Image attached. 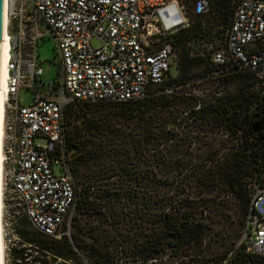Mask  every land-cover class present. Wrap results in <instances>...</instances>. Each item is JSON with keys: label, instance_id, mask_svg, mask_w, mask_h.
Returning <instances> with one entry per match:
<instances>
[{"label": "built area", "instance_id": "obj_1", "mask_svg": "<svg viewBox=\"0 0 264 264\" xmlns=\"http://www.w3.org/2000/svg\"><path fill=\"white\" fill-rule=\"evenodd\" d=\"M232 6L223 36L200 56L224 75L247 73L264 102V0H232ZM209 12L210 0L194 2V16ZM188 26L184 0H7L3 214L15 199L35 231L54 238L68 234L76 196L65 154L67 106L145 98L151 86L169 79L176 58L169 37ZM46 36L55 44L59 77L43 93L36 41ZM20 90L34 92L31 103L21 104ZM238 251L264 264V187L253 186L228 258Z\"/></svg>", "mask_w": 264, "mask_h": 264}, {"label": "trees", "instance_id": "obj_2", "mask_svg": "<svg viewBox=\"0 0 264 264\" xmlns=\"http://www.w3.org/2000/svg\"><path fill=\"white\" fill-rule=\"evenodd\" d=\"M232 9L230 0L225 27ZM224 30L219 39L223 36ZM179 31L176 32H179L177 35L174 36L176 34L174 33L169 37L176 55L174 77H169L162 85L151 86L149 94L145 99L142 98L143 100L97 102L114 105V112L106 115L104 119L84 114L81 126L74 123L67 132L65 131L66 162L72 179L74 175L78 183V188L74 184L75 196L78 197L77 199L75 197L73 205L75 214L71 217L68 234H62L59 238L35 231L27 218L20 222L23 227L18 232L20 238L36 253L31 264H85L79 254L88 249L84 244V235L86 233L99 235L119 223L120 218L110 212L108 202L110 203L111 198L117 193L122 181L129 177L133 169L138 168L142 172L143 166L150 165L153 176L165 180L168 142L172 136L181 140L184 128L189 131L197 130L200 126L197 122L200 115L219 116L217 123L225 124L228 133L225 140H220V149L206 154L202 166L188 173L190 178H193L194 182H202L205 187L217 188L218 192L214 198L222 191L233 193L238 201L245 205V211L253 186L264 187V102L251 88L250 76L243 72L232 74H240L247 78V90L244 91L241 101L234 105L237 112L245 110V114L240 118L236 110L229 114V103L223 105L211 103L212 96L207 94L208 91L205 93L210 85L204 89L183 88L194 75L193 68L204 64V58L190 56L186 52L187 41L191 38L188 34L189 29ZM204 69L205 74L218 70L215 66L207 64ZM212 76L210 74L209 77ZM168 85H174L170 93L164 91V87ZM153 88L157 89L155 95L151 94ZM74 105L67 106L65 123L68 116L74 121L78 118L79 112L75 110ZM72 120H69L68 124ZM169 126L172 133L169 132ZM174 179L178 181L172 194L167 191L155 192L157 198L166 200L168 206L161 203L160 207L156 208L157 223L151 234H147L138 245L122 246L119 252H122L123 256H118L117 259L126 257L125 262L153 264V260L168 256L158 264H174L169 257H187L192 251L201 248L205 223L203 218H194L193 211L197 209L195 206H187L185 202L187 201L185 198L193 195L197 188L195 185L193 187L186 186V183L182 184L185 177H180V174H176ZM203 196L206 199L212 197L208 193H204ZM200 211L203 214L204 208ZM87 222L94 223L85 228ZM28 224L37 234L27 232ZM94 235L92 237L95 241ZM88 250L86 264H110L116 260L108 249L97 250L90 246ZM228 251L229 249L221 256L207 257L201 262L211 264L224 258ZM23 253L21 248H12L13 261L21 264ZM237 256L240 257L239 264H262L261 258L257 256L243 254L240 251L235 255ZM176 264L195 263L193 260H180Z\"/></svg>", "mask_w": 264, "mask_h": 264}, {"label": "rangeland", "instance_id": "obj_3", "mask_svg": "<svg viewBox=\"0 0 264 264\" xmlns=\"http://www.w3.org/2000/svg\"><path fill=\"white\" fill-rule=\"evenodd\" d=\"M195 1L184 0L189 20V27L186 28L189 29L188 34L191 36L187 41L185 50L190 56L194 57L200 56V52L206 50L209 44L218 41L225 27L226 15L230 4V0H210V12L205 16L195 17L192 13ZM39 29L42 31L43 27L39 26ZM178 33L174 34V36ZM174 36L171 37L172 41ZM91 44L97 46L99 42L96 39H92ZM176 50L178 51V48ZM36 59L42 71L38 85L41 87V91L46 93L48 91L47 85H52L59 77V59L55 44L49 36L36 41ZM203 60L204 64L193 68L192 73L194 75L189 78L188 83L183 88L189 90L204 89L210 85L209 90H205V93L208 91L207 94L212 96L211 103H219L220 105L229 103V114H233L236 110L239 118L240 116L242 117L245 114V110L237 112V109H234V105L236 102L241 101L244 91L247 90V78L240 74L224 75L219 70H213L211 73L205 74L204 66L209 64L205 59ZM175 61L174 65L176 67ZM169 74L170 77H174L176 69L171 67ZM210 74L213 76L209 77ZM156 91L157 89L153 88L151 94L155 95ZM33 96L34 92L32 90H20L19 92L21 104L31 103ZM74 108L79 112V116L75 121L69 116L67 117L65 123L66 132L74 123L77 126H81L84 114L85 116L94 115L104 119L106 115L114 112L115 109L114 105L98 103H77ZM218 117L211 114L200 115L197 119L198 124L200 123L197 130L182 129L181 140L172 136L166 147L168 163L164 168L167 176H164L165 180L153 176L151 165L143 166L144 170L142 172L138 168L133 169L129 177L122 181L120 188L111 198L110 203L108 202L110 212L120 218L119 223L114 228L102 231L99 235L93 234L94 238H96L95 241L92 233H86L83 237L85 246L88 249L93 246L97 250L102 248L110 250L114 258H116L110 264H133L125 262L126 257L117 259L118 256H123L122 252H119L120 248L124 245L131 247L134 244L138 245L146 238L147 234H151L157 223L155 221L156 208H159L161 203L168 206L166 200L157 198L155 192L167 191L172 194L178 181L174 179V176L180 174V177H185V180L181 182L182 184L186 183V186L191 185L193 187L195 185L197 188L193 195L185 198L187 200L185 202L187 206H195L197 211H193V216L195 219L203 218L205 232L201 248L192 251L187 257L172 256L169 257V260L174 261V264L180 262V260H193L195 264H202L201 261H204L205 258L221 256L229 249L224 258L213 261L211 264H239L240 257L229 259L228 253L234 247L239 236L245 205L238 201L233 193L222 191L217 198H214V195L218 192L217 188L213 189V186L205 187L202 182H194L193 178L191 179L188 175L192 169L202 166L201 163L206 154L220 149V140H225L228 129L225 124L220 125L217 123ZM69 120H72L70 124H68ZM169 132L172 133L170 126ZM106 149H109V147H106ZM73 182L75 187L78 188L77 177L74 175ZM204 193L211 195V199H206L203 196ZM9 204L10 206H7L5 214H3L2 210L4 262L5 264H17L13 261L11 249L21 248L24 252L21 264H31L32 258L36 253L24 243L18 233L23 229L20 222L26 217L15 199L9 201ZM202 208H204L203 214L200 211ZM74 214V207H72L68 214L69 222ZM93 223L87 222L84 227L89 228ZM26 228L27 232L31 231L37 234L31 230L29 224ZM88 249L83 251V254L79 253L85 264L86 257L89 254ZM167 257L155 259L153 264H158L160 261L167 259ZM150 262L148 261V263Z\"/></svg>", "mask_w": 264, "mask_h": 264}, {"label": "bare ground", "instance_id": "obj_4", "mask_svg": "<svg viewBox=\"0 0 264 264\" xmlns=\"http://www.w3.org/2000/svg\"><path fill=\"white\" fill-rule=\"evenodd\" d=\"M6 6L7 0H2V39L0 41V140H1V118H2V100L3 90L7 79V61H8V36L5 32L6 24ZM2 154L0 151V264H4V244H3V230H2Z\"/></svg>", "mask_w": 264, "mask_h": 264}, {"label": "water", "instance_id": "obj_5", "mask_svg": "<svg viewBox=\"0 0 264 264\" xmlns=\"http://www.w3.org/2000/svg\"><path fill=\"white\" fill-rule=\"evenodd\" d=\"M2 39V0H0V41Z\"/></svg>", "mask_w": 264, "mask_h": 264}]
</instances>
